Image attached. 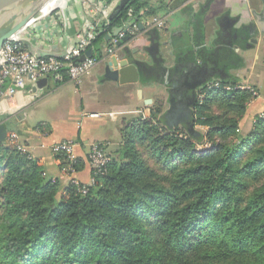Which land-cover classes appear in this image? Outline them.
<instances>
[{"label": "trees", "instance_id": "trees-1", "mask_svg": "<svg viewBox=\"0 0 264 264\" xmlns=\"http://www.w3.org/2000/svg\"><path fill=\"white\" fill-rule=\"evenodd\" d=\"M129 9L136 22L157 14L129 0L98 28V59ZM218 83L191 112L203 132L170 129L156 109L140 115L91 184L61 185L0 142V264H264V116L241 134L255 96L237 80ZM53 155L61 172L83 167Z\"/></svg>", "mask_w": 264, "mask_h": 264}, {"label": "crops", "instance_id": "crops-1", "mask_svg": "<svg viewBox=\"0 0 264 264\" xmlns=\"http://www.w3.org/2000/svg\"><path fill=\"white\" fill-rule=\"evenodd\" d=\"M81 2L63 0L61 19L65 26L62 30L60 25L56 28V36L63 38L44 42L46 51L55 46L54 52L60 54L65 43H74L78 34L85 33ZM55 3L52 0V5L47 3L43 8L50 9ZM149 3L157 14L136 22L143 30L136 28L132 39L120 47L118 41L112 54L106 53V48L117 35L108 33V42L98 54V64L79 83L58 84L48 78L36 91V97L19 92L0 106V126L6 129L5 139L10 133L16 134L30 156L52 178H58L61 185L68 181L90 184L89 148L98 144L104 152L112 153L122 144L131 120L140 115L147 117L156 109L157 119L164 126L184 127L177 117L165 119L163 115L168 111L193 110L201 99V88H182L185 82L200 78L199 74H215L206 80L207 86L234 79L256 91L240 129L250 130L254 117L264 109V0H149ZM155 17L163 22L161 28L153 24ZM24 27L20 22L3 31L18 37ZM53 34L55 31L49 37ZM93 55H97L96 49ZM112 57L142 62L138 82L116 81L107 70ZM194 92L195 98L191 94ZM64 141L74 143L75 159L83 164L80 171L69 176L59 170L51 152L55 144Z\"/></svg>", "mask_w": 264, "mask_h": 264}, {"label": "built area", "instance_id": "built-area-1", "mask_svg": "<svg viewBox=\"0 0 264 264\" xmlns=\"http://www.w3.org/2000/svg\"><path fill=\"white\" fill-rule=\"evenodd\" d=\"M120 0H82L83 24L85 33L76 36V41L65 43L60 52L61 58L38 57L28 52L23 46L10 39L5 41L0 48V106L3 102H9L16 97L19 92H25L28 97L37 96V82L43 78H50L58 83L72 82L79 83L84 75L89 73L97 64L99 59L96 56L86 58L83 62H77V59L88 49L92 48V42L97 34L103 32L98 28L103 24L108 26L109 16ZM63 0H56L51 9L35 20L29 26L23 36L31 41L44 46V42H50L56 36L57 25L64 29L65 22L62 20ZM55 13V15H53ZM48 20H47V19ZM153 24L161 28L163 22L157 17L152 19ZM37 24V25H36ZM36 25V26H35ZM137 23L133 17L132 9L127 11V21L119 28L120 32L114 39H111L110 46L106 48V53L112 54L115 44L122 40L126 34L133 35L136 31ZM55 31V34L49 37V33ZM128 32V33H127ZM55 36V38H53ZM59 38L60 40H62ZM219 87L218 82H214L209 87ZM224 90H229V85H223ZM239 89L249 90L253 96L256 91L249 87L240 85ZM112 116V114H108ZM264 116V109L260 117ZM9 145L15 147L20 153H26V148L21 145L18 137L10 133L6 138ZM74 143L64 141L55 144L51 152L63 153L69 160H74ZM87 161L92 174H103L106 171L110 158L105 154L101 145L93 144L88 151ZM69 176V174L64 171ZM93 182L91 177L90 184ZM76 183V182H74Z\"/></svg>", "mask_w": 264, "mask_h": 264}, {"label": "water", "instance_id": "water-1", "mask_svg": "<svg viewBox=\"0 0 264 264\" xmlns=\"http://www.w3.org/2000/svg\"><path fill=\"white\" fill-rule=\"evenodd\" d=\"M43 1L44 0H0V32L5 28L11 29V27L19 24L20 22H27L37 12L36 9L41 3H43ZM128 1L129 0H120L118 5L111 12L109 19L115 14L116 11L123 8ZM137 28L138 30H143V26L140 23L137 24ZM119 32L120 29L116 28L113 35L116 36ZM10 39L13 38H10L5 34H0V48L5 41H8ZM130 39H132L131 36H125L121 41L117 43V46H122L124 42H127ZM13 40L23 46L28 52L35 54L38 57L61 58V54H57L54 52L56 50L55 46L51 48V51H46L41 44H37L31 41L29 38L23 35L19 38H14ZM93 51V48L88 49L77 59V62H83L86 58H91L93 56ZM124 52L127 54V49H124ZM142 66L143 63L136 59L127 57V59L119 61L116 57H112L111 62L107 66V70L109 71V74L114 76L113 78L120 84L136 83L139 80V72H141ZM197 81L195 85L189 87L190 90H198L205 87L208 83L207 81H201L197 83ZM46 82L47 78L39 80L37 82V88H42L46 84ZM184 86L185 87L182 89L188 90L186 82L184 83ZM191 94L192 97L195 98V92ZM191 112L192 111L190 109H186L185 111L181 112L168 111L163 115V118L169 119L171 117L173 118L174 116L177 117V121L184 123V127L187 132L194 135L196 132L193 129V125L190 120ZM182 117H185L187 120H182ZM167 127L171 129L170 124H167ZM5 136L6 129L3 126H0V142H4L6 140Z\"/></svg>", "mask_w": 264, "mask_h": 264}, {"label": "bare ground", "instance_id": "bare-ground-1", "mask_svg": "<svg viewBox=\"0 0 264 264\" xmlns=\"http://www.w3.org/2000/svg\"><path fill=\"white\" fill-rule=\"evenodd\" d=\"M47 3H49V4H47ZM52 5V0H44L43 1V3H41L39 6H38V8L36 9L37 10V12L30 18V20L27 22V23H25V22H21V23H24V25H25V27H24V32H25V30L29 27V26H31V24L35 21V20H37L38 18H40L43 14H45L47 11H49L50 9H44L43 7H45V5ZM46 5V6H47ZM54 5V4H53ZM24 32H23V34H24ZM0 34H5V35H7V36H9L10 38H19V37H21L23 34H21L20 36H18L17 37V35H15V34H9V33H7V31H1L0 32Z\"/></svg>", "mask_w": 264, "mask_h": 264}, {"label": "flooded vegetation", "instance_id": "flooded-vegetation-1", "mask_svg": "<svg viewBox=\"0 0 264 264\" xmlns=\"http://www.w3.org/2000/svg\"><path fill=\"white\" fill-rule=\"evenodd\" d=\"M211 75H215V74H202V75H199V76H197V77H200V78H198L196 81H197V83H199V82H206V80L207 79H209V77L211 76ZM217 75H220V74H217ZM222 76V75H221ZM196 81H192V82H186V84H187V87L189 88V87H192L193 85H195L196 84ZM207 86V85H206Z\"/></svg>", "mask_w": 264, "mask_h": 264}, {"label": "rangeland", "instance_id": "rangeland-1", "mask_svg": "<svg viewBox=\"0 0 264 264\" xmlns=\"http://www.w3.org/2000/svg\"><path fill=\"white\" fill-rule=\"evenodd\" d=\"M29 20H30V19H29ZM29 20H28V21H29ZM28 21H27V22H28ZM27 22H25V23H27ZM32 25H34V23H33ZM36 25H37V24H36ZM36 25H35V26H36ZM26 31H27V30H26ZM205 87H206V86H205ZM260 113H261V112H260ZM260 113L257 114V115H259V117H260ZM257 115H256V116H257ZM254 118H255V117H254ZM240 122H241V121H240ZM253 122H254V119H253ZM253 122H252V123H253ZM252 123H251V126H252ZM240 124H241V123H240ZM240 124H239V129L241 128ZM250 129H251V127H250ZM196 130H197V129H196ZM202 130L204 131V129H202L201 127H199L198 131L203 132ZM242 130H243V131H242ZM247 130H249V129H245V130H244V129L242 128V129H240V133H241V132H245V133H246ZM249 131H250V130H249ZM249 131H248V132H249ZM241 134H242V133H241ZM246 134H247V133H246ZM243 135H245V134H243Z\"/></svg>", "mask_w": 264, "mask_h": 264}]
</instances>
